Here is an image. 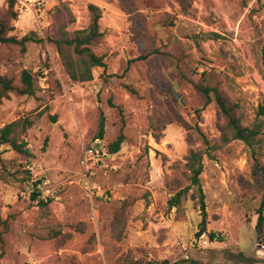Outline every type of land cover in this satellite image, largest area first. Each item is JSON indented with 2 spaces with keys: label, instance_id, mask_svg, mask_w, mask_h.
Returning a JSON list of instances; mask_svg holds the SVG:
<instances>
[{
  "label": "rangeland",
  "instance_id": "obj_1",
  "mask_svg": "<svg viewBox=\"0 0 264 264\" xmlns=\"http://www.w3.org/2000/svg\"><path fill=\"white\" fill-rule=\"evenodd\" d=\"M35 1L15 0L9 32L31 39L0 42L11 82L0 83V128L16 121L10 136L29 150L0 140V264H264V0H40L27 10ZM89 3L102 9L91 48L104 66L81 81L66 61L81 67L80 56L55 40L89 26ZM10 4L0 0L1 15ZM25 70L32 93L21 92ZM202 85L244 126L263 120L254 144L231 137ZM97 138L105 154L92 193L80 159ZM191 149L209 150L201 235L196 185L168 203L191 184Z\"/></svg>",
  "mask_w": 264,
  "mask_h": 264
},
{
  "label": "trees",
  "instance_id": "obj_2",
  "mask_svg": "<svg viewBox=\"0 0 264 264\" xmlns=\"http://www.w3.org/2000/svg\"><path fill=\"white\" fill-rule=\"evenodd\" d=\"M15 0H11L10 9L8 14L1 15L0 14V42L3 43H22L26 40L31 39L30 35H25L21 40H18L15 36L9 35V32L13 29L12 21L18 18V12L14 10ZM88 9L91 13V21L87 28L77 30L76 33L72 38L66 37L55 40L58 45L59 51L64 54L65 48L72 47L73 52L76 56H80V63L81 67L75 66L72 62L71 57L68 55L66 61L69 62L71 65L72 70L70 71L71 77L75 80L87 81L93 78V71L92 68L94 66H104L103 57L94 53L91 48V45L95 42H98L101 37L103 36V32L100 30V19L102 17V9L94 4L89 3ZM72 21V20H71ZM23 80L27 83V87L21 90L23 93H32V77L31 75L25 70L23 72ZM0 83L5 91H8L11 88V82L0 76ZM200 89L204 92L208 100L210 99V92L213 91L215 95V99L221 111L228 117L227 121V128L232 133V138L240 139L248 144H254L256 141V136L260 133L261 128L260 124H262L263 120H258L253 127L244 126L239 119H237L232 114V107L228 105L227 101L224 99L223 95L218 91L217 88L202 85ZM2 100V95L0 94V102ZM261 114H264L261 112ZM17 122H11L6 124L5 126L0 128V140L1 143H10L11 146L23 153H29V150L25 147V142H18L15 138L11 137L10 134L13 132V127ZM105 132V120L104 118L100 121V126L98 130L97 137H103ZM200 134L203 137L204 143L208 147H213L210 145V142L206 135L200 131ZM124 134L121 132L117 139L109 144V152L116 153L120 150L121 145L124 141ZM209 150H199V149H191L188 155L186 156V167L190 171L191 175V184L182 188L175 195H173L169 199V206L176 207L180 204L182 195H185L188 190L191 188V185H196L198 192H199V205L200 211L202 214L201 220V230L198 232V235H201L206 231V218H207V211H206V203H205V194L203 192L202 184H201V174L204 169L203 158ZM35 198L39 196V194L35 193ZM41 203H45L41 201ZM264 207V195L259 207V214H258V223L260 224L264 217L262 215ZM209 237L211 240H214L217 236L214 232L209 233Z\"/></svg>",
  "mask_w": 264,
  "mask_h": 264
},
{
  "label": "built area",
  "instance_id": "obj_3",
  "mask_svg": "<svg viewBox=\"0 0 264 264\" xmlns=\"http://www.w3.org/2000/svg\"><path fill=\"white\" fill-rule=\"evenodd\" d=\"M27 10H34L41 5L40 0H36L33 3L26 4ZM105 154L104 146L99 138L94 141V144L86 146L82 150L81 155V165L84 168V181L87 188L92 192L95 193L94 188L91 186V178L94 176L93 167L101 163V157Z\"/></svg>",
  "mask_w": 264,
  "mask_h": 264
},
{
  "label": "water",
  "instance_id": "obj_4",
  "mask_svg": "<svg viewBox=\"0 0 264 264\" xmlns=\"http://www.w3.org/2000/svg\"><path fill=\"white\" fill-rule=\"evenodd\" d=\"M263 240H264V238H263Z\"/></svg>",
  "mask_w": 264,
  "mask_h": 264
}]
</instances>
